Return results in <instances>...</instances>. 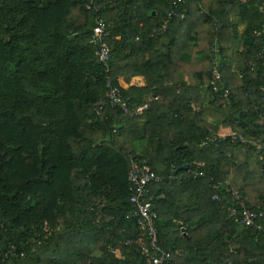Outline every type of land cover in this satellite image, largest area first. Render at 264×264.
I'll return each mask as SVG.
<instances>
[{"label": "trees", "instance_id": "trees-1", "mask_svg": "<svg viewBox=\"0 0 264 264\" xmlns=\"http://www.w3.org/2000/svg\"><path fill=\"white\" fill-rule=\"evenodd\" d=\"M260 2L236 0L228 11L226 0H185L186 16L155 32L170 0H0L4 264H146L139 245L124 243L141 233L126 217L131 155L163 177L150 189L171 264L177 254L180 264H264V220L247 227L228 211L239 202L233 191L251 210H264V190L250 186L255 176L264 181ZM200 3L220 20L218 32L198 13ZM194 12L203 27L182 36ZM232 12L244 22L241 32ZM98 16L111 23L108 71L90 39ZM215 40L228 98L209 86ZM137 75L143 86L130 84ZM108 78L133 107L148 95L163 97L139 114L110 104L96 113ZM221 124L238 137L210 140Z\"/></svg>", "mask_w": 264, "mask_h": 264}, {"label": "built area", "instance_id": "built-area-1", "mask_svg": "<svg viewBox=\"0 0 264 264\" xmlns=\"http://www.w3.org/2000/svg\"><path fill=\"white\" fill-rule=\"evenodd\" d=\"M228 2L227 10L231 11L233 9L234 2L236 0H226ZM246 0H239V2H245ZM185 0H170V7L166 12V16L163 22L156 26L155 32L165 31L172 19H182L186 16V10L184 8ZM259 12L262 14L261 19V29L256 30L255 34L257 36L263 35L261 48L258 53L259 58H264V0H261L258 6ZM198 13L204 18H209L212 20L213 32H218L221 23L220 20L211 16L209 10L205 9L202 5H199ZM111 25L106 22L101 17H96V23L92 28L90 39L95 45V55L98 60L106 66L108 71V59H109V49L106 45V38L111 34ZM218 40H215L212 44V56H211V80L209 86L212 91L224 98H228L231 94L229 88L224 81V76L222 72V62L219 53ZM261 98L264 101V85L260 87ZM158 97L156 96L155 99ZM110 104L113 107H117L124 113H129L134 115L139 113L144 108L148 107V104L133 107L129 101L123 98L121 90L118 86L112 83L110 78L106 81V91L102 98L96 102L95 112L99 113L100 109L106 105ZM230 136L235 139L238 135L231 131L228 134H217L210 140H218V138H225ZM242 142H246L243 138L240 139ZM252 141H255L252 140ZM258 146H264V134L258 139ZM129 161V166L127 170V181L129 183V201L133 205L132 211L126 215L128 219L136 222L141 230V233L136 239H126L125 244L135 243L139 245L143 251L144 262L146 264H171L173 257V252L171 250H166L161 247L158 228H157V212L153 206V194L151 193L150 185L153 183H160L163 177L152 170L147 160L136 155H131ZM202 174V173H200ZM195 176V175H194ZM172 177L171 175L169 176ZM235 198L239 201L237 205L230 204L228 207L229 214L234 217L235 221L240 225L261 228L259 221L264 220V210H251L246 206L245 202L239 199V195L236 191L232 192ZM213 198H218L215 194ZM11 250H15L12 246ZM9 251V252H10ZM113 252H116L114 249ZM16 255V253H14ZM23 255V253H21ZM7 258V253L0 257V264H4ZM230 264V263H228Z\"/></svg>", "mask_w": 264, "mask_h": 264}, {"label": "crops", "instance_id": "crops-1", "mask_svg": "<svg viewBox=\"0 0 264 264\" xmlns=\"http://www.w3.org/2000/svg\"><path fill=\"white\" fill-rule=\"evenodd\" d=\"M189 3H190V5H192V6H190L192 11L195 10V3L194 2H189ZM199 5H202V4L200 3ZM231 20L234 23L236 22L237 29H238L239 32H241L243 30V28H244V22L240 21L239 17H237L235 15H231ZM202 27H203V23H202V21L200 19L197 18L196 13H195V15H192L191 17H188V19L185 22V24H183V27H181V29L178 30V33L183 36L184 35L183 32L186 31V34L189 33V36L193 37L197 33V31H199ZM191 43H192V41L189 42V44H191ZM232 68H233V70L235 69L234 61L232 62ZM129 81H130V84H133L135 86H143L145 84L144 78L142 76H140V75L131 77ZM121 82L124 85H126V83H125V81H123V79L121 80ZM157 97L158 98H162L163 94L159 93V94H157ZM152 98L155 99V97H152L151 95H148L147 96V100L142 102V103H140V104H138L137 106L148 104L149 101L152 100ZM144 109H146V108H144ZM143 110H141L139 113H141ZM208 119L210 120L211 118L208 117ZM139 121H140V123H139L140 127L143 128L144 127L143 121L142 120H139ZM219 127H218L217 132H216L217 134H228V133H230L232 131L229 126H224V125L221 124ZM141 143H142V145H139V147L137 149V151H139V152L143 151L144 148H145L144 139L141 141ZM183 221L182 220H178L177 221V226L180 228V231H181V228H184V230H186L185 227L182 225L184 223ZM181 233L184 236L186 234V231H185V234L182 231H181ZM183 261H184L183 255L182 254H177L176 258H174V263L173 264H180Z\"/></svg>", "mask_w": 264, "mask_h": 264}, {"label": "rangeland", "instance_id": "rangeland-1", "mask_svg": "<svg viewBox=\"0 0 264 264\" xmlns=\"http://www.w3.org/2000/svg\"><path fill=\"white\" fill-rule=\"evenodd\" d=\"M63 7H64V5L63 4H60L59 6L56 7V10L61 12V11H63ZM46 12H48V11H46ZM44 15H43L44 16L43 18L45 20V18L49 15V12L47 14L45 13ZM232 15H234V12H232ZM250 186L255 190V192L256 191L257 192H261V188L264 190V181L258 179L255 176L254 177V180H253V182L251 183ZM116 255L120 256V252L119 251H116Z\"/></svg>", "mask_w": 264, "mask_h": 264}, {"label": "water", "instance_id": "water-1", "mask_svg": "<svg viewBox=\"0 0 264 264\" xmlns=\"http://www.w3.org/2000/svg\"><path fill=\"white\" fill-rule=\"evenodd\" d=\"M187 166L186 165H183V166H181L179 169L181 170V169H185ZM181 231L185 234V230H184V228H181Z\"/></svg>", "mask_w": 264, "mask_h": 264}]
</instances>
